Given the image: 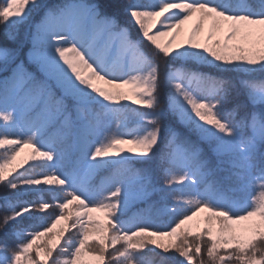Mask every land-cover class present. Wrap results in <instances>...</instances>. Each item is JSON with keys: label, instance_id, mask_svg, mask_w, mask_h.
Wrapping results in <instances>:
<instances>
[{"label": "snow or ice", "instance_id": "obj_1", "mask_svg": "<svg viewBox=\"0 0 264 264\" xmlns=\"http://www.w3.org/2000/svg\"><path fill=\"white\" fill-rule=\"evenodd\" d=\"M257 75L264 0H0V264H264Z\"/></svg>", "mask_w": 264, "mask_h": 264}, {"label": "trees", "instance_id": "obj_2", "mask_svg": "<svg viewBox=\"0 0 264 264\" xmlns=\"http://www.w3.org/2000/svg\"><path fill=\"white\" fill-rule=\"evenodd\" d=\"M139 2L144 3L146 2L145 0H139ZM233 2H235V0H233ZM247 3H249L250 5L253 6H257L259 5V0H247ZM253 82L257 85V87H260L262 85H264V78L260 77L259 75H257L256 77L253 78ZM121 103L126 104L129 108H136V109H140L139 105H134L131 101V99L126 100V101H121ZM127 127L125 128V131L131 130L134 126H135V121H134V117L129 116L127 122ZM113 128L116 127L115 123H113ZM124 148H129L131 147L130 145H122ZM121 147V146H120ZM27 150V155L29 156L30 154V150ZM4 150L0 149V156L3 155ZM25 167H27V165H25ZM22 170V169H21ZM37 172L41 171L40 169L36 170ZM103 176V173L101 172L97 177H96V183H99L101 177ZM139 207V206H138ZM153 219H157L155 217H153ZM168 220V216L164 215L158 218V222H164L166 223ZM202 239L204 241H206V237H202ZM189 240L191 242L192 248H193V253L195 251V239L193 237H189ZM119 247V245L117 246ZM160 250H156L154 249L153 252H159ZM223 251V250H221ZM169 256L173 257L174 260H181L182 258L178 256V254L176 253H169ZM164 256V254L161 252L160 255H155L153 253H147L142 257V261L143 264H165V262L162 260V257ZM203 259L207 260V257L204 256ZM193 264H199V260H194ZM232 264H235V261L232 262Z\"/></svg>", "mask_w": 264, "mask_h": 264}, {"label": "rangeland", "instance_id": "obj_3", "mask_svg": "<svg viewBox=\"0 0 264 264\" xmlns=\"http://www.w3.org/2000/svg\"><path fill=\"white\" fill-rule=\"evenodd\" d=\"M146 2H152V0H145ZM171 37H163V38H161V43H164V42H166L167 40H169ZM99 86H101V87H105V88H107L108 86H106V85H99ZM109 90H111V89H109ZM123 91H127L126 89H123ZM121 147H123V146H121ZM124 148V147H123ZM26 157H28V155H27V150L25 149V151H24V153H22V155H21V157H19L18 158V161L19 160H23V159H25ZM165 242H167V241H165Z\"/></svg>", "mask_w": 264, "mask_h": 264}]
</instances>
